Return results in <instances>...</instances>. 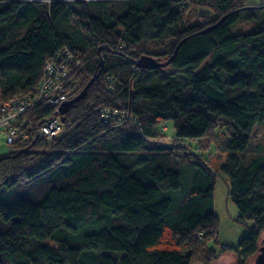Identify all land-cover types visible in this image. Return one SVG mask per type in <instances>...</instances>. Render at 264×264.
Wrapping results in <instances>:
<instances>
[{"label": "trees", "instance_id": "trees-1", "mask_svg": "<svg viewBox=\"0 0 264 264\" xmlns=\"http://www.w3.org/2000/svg\"><path fill=\"white\" fill-rule=\"evenodd\" d=\"M196 8L212 13L191 20ZM259 18L252 31H231ZM185 37L167 66L135 64L143 55L166 61ZM64 47L84 63L69 98L95 79L64 114L59 138L19 140L0 156V264H211L229 251L237 264H254L264 233V143L248 165L243 153L264 126V2L0 0L1 103L31 92ZM105 107L131 118L104 122ZM168 120L174 137L153 127ZM188 139L225 153L216 170ZM219 173L237 221L253 224L236 247L218 252L210 242L219 236ZM89 224L102 229L85 233L83 248L49 242Z\"/></svg>", "mask_w": 264, "mask_h": 264}, {"label": "built area", "instance_id": "built-area-1", "mask_svg": "<svg viewBox=\"0 0 264 264\" xmlns=\"http://www.w3.org/2000/svg\"><path fill=\"white\" fill-rule=\"evenodd\" d=\"M83 64L75 50L64 47L46 61L40 82L31 92L15 95L0 104V135L8 144L26 139L51 142L63 134L64 125L58 108L73 93V74ZM35 108L51 112L41 120H33L28 113ZM101 118L109 122L125 120L131 115L124 108L105 107L101 109Z\"/></svg>", "mask_w": 264, "mask_h": 264}, {"label": "rangeland", "instance_id": "rangeland-1", "mask_svg": "<svg viewBox=\"0 0 264 264\" xmlns=\"http://www.w3.org/2000/svg\"><path fill=\"white\" fill-rule=\"evenodd\" d=\"M250 3H263L264 0H249ZM212 11L206 8H196L195 11H191L190 19L194 20L199 14H211ZM260 19H251V20H238L236 23L231 25V31L233 33L240 32H249L254 30L257 25L260 23ZM1 103V101H0ZM157 131L164 128H167L165 131L166 136L174 137V127L171 120L165 121L160 124H156L153 126ZM171 139L167 138L168 142ZM185 143L191 145V149L193 152L201 155L208 164L211 166L213 170H216L220 163L224 160L225 153H221L216 149V144L211 143V145L203 149V143L199 140H185ZM264 143V126L258 125L254 129L253 136L250 139L249 148L243 153L244 165H248L251 158L259 154L256 149L257 146H260ZM11 150L10 144H8L3 136L0 135V156L7 154ZM186 176L191 177L193 174V169H188ZM190 187V184H186ZM184 185V187H186ZM187 186V187H188ZM229 191V179L227 175L223 173H219L216 178L215 189H214V209L217 215L218 220V243L210 242V245L213 246L219 252L222 246H232L236 247L238 241L248 233L250 226L253 224V220L245 219L243 222L237 221V217L239 214L238 207L235 203L230 199L228 195ZM102 228H98L95 225H82L78 228L76 232H71L67 229H62L55 233L54 238L49 242L56 245L58 239H65L69 242L82 247L83 248V236L85 233L89 231H99ZM260 248L264 246V233L261 235V239L259 241ZM92 254H99V252H93ZM122 253H120L121 255ZM88 264H94L91 260L87 262ZM192 264H204L200 261H194ZM211 264H237V256L232 252H226L222 254L218 260L213 261ZM247 264H253V259Z\"/></svg>", "mask_w": 264, "mask_h": 264}, {"label": "water", "instance_id": "water-1", "mask_svg": "<svg viewBox=\"0 0 264 264\" xmlns=\"http://www.w3.org/2000/svg\"><path fill=\"white\" fill-rule=\"evenodd\" d=\"M228 16V14L222 16L216 23H214L211 26H208L207 28L201 30L199 33H204L207 32L211 29H214L215 27H217L218 25H220L225 18ZM189 37V36H188ZM188 37L183 38L182 40H180V42L177 44L174 53L166 60V61H158L155 57L150 56V55H143L141 57H139L136 61L135 64L142 69H153V68H158V67H164L167 66L169 63H171V61L175 58L178 49L180 48V46L188 39ZM95 78H91L88 83L83 87V89L74 97L69 98L67 100H65L64 102H62L58 108L59 113L61 114V119L62 121L64 114L68 111V109L71 107V105L77 101H79L80 99H83L86 96L87 90L90 87V85L92 84V82H94ZM254 264H264V246H262L261 248H259V253L257 254Z\"/></svg>", "mask_w": 264, "mask_h": 264}]
</instances>
